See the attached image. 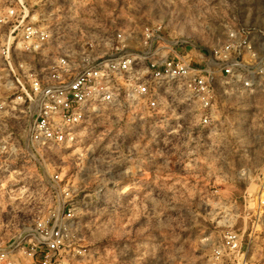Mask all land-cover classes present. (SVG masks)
<instances>
[{
    "label": "built area",
    "instance_id": "2783aa9c",
    "mask_svg": "<svg viewBox=\"0 0 264 264\" xmlns=\"http://www.w3.org/2000/svg\"><path fill=\"white\" fill-rule=\"evenodd\" d=\"M178 14L144 19L120 0H12L0 12V186L39 181L52 194L49 213L14 234L2 233L12 230L8 208L0 212V264H75L84 254L71 230V177L59 166L43 172L62 164L56 153L77 146L80 128L147 112L212 131L237 94L264 90V34L228 22L219 40L198 13ZM21 191L9 197L21 202ZM244 236L228 231L209 264H248Z\"/></svg>",
    "mask_w": 264,
    "mask_h": 264
},
{
    "label": "rangeland",
    "instance_id": "374dc122",
    "mask_svg": "<svg viewBox=\"0 0 264 264\" xmlns=\"http://www.w3.org/2000/svg\"><path fill=\"white\" fill-rule=\"evenodd\" d=\"M11 1L0 0V12ZM120 2L144 19L153 9L184 19L196 12L219 40L228 22L264 34V0ZM92 156L97 164L87 161ZM56 157L62 164H45L43 172L59 166L76 188L71 230L85 252L75 264H209L230 230L245 234L248 264H264V90L237 94L216 130L182 128L146 112L141 119L90 122L77 146ZM26 170L36 173L32 164ZM3 188L0 212L8 208L12 230L4 229L6 236L49 213L52 194L43 183ZM16 188L21 202L9 197Z\"/></svg>",
    "mask_w": 264,
    "mask_h": 264
},
{
    "label": "crops",
    "instance_id": "0c3cea01",
    "mask_svg": "<svg viewBox=\"0 0 264 264\" xmlns=\"http://www.w3.org/2000/svg\"><path fill=\"white\" fill-rule=\"evenodd\" d=\"M245 247V246H244Z\"/></svg>",
    "mask_w": 264,
    "mask_h": 264
}]
</instances>
